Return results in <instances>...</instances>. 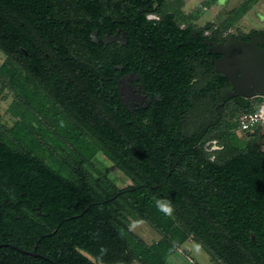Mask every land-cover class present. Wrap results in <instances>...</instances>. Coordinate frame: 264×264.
<instances>
[{"label":"flooded vegetation","instance_id":"obj_1","mask_svg":"<svg viewBox=\"0 0 264 264\" xmlns=\"http://www.w3.org/2000/svg\"><path fill=\"white\" fill-rule=\"evenodd\" d=\"M185 1H27L31 18L20 23L19 34L13 32L18 44L11 56L0 48V67L10 63L33 93L12 89L17 102L13 125H27L28 137L38 142L33 146L46 152L49 164H58L67 188L58 197L51 194L52 200L90 206L98 202L99 192L110 200L129 189L131 179L105 152L115 131L120 142V137L129 140L162 126L176 127L182 131L180 146L198 147L200 156L213 162L225 147L217 138H206L257 103L258 96L243 99L227 75L216 70L223 52L215 46L237 39L264 47V15L257 12V26L244 30L239 7L227 13L226 0H199L197 12L187 9ZM85 125L111 134L94 137ZM114 170L129 183L117 185L108 175ZM101 175L116 185L117 195L100 186ZM41 205L28 198H5L0 220L14 217L18 223L28 221L29 227L48 229L52 225ZM246 253L237 264L247 258L264 264V246Z\"/></svg>","mask_w":264,"mask_h":264},{"label":"trees","instance_id":"obj_2","mask_svg":"<svg viewBox=\"0 0 264 264\" xmlns=\"http://www.w3.org/2000/svg\"><path fill=\"white\" fill-rule=\"evenodd\" d=\"M27 1L0 0V48L10 56L17 43L13 32L19 34L23 29L20 23L31 18ZM246 5L244 2L242 6ZM243 7L237 10L239 16L244 13ZM1 76L11 89L27 94L10 63L0 67ZM3 87L0 80V96ZM249 110L253 107L241 112ZM17 125L19 136L30 134L25 124L13 125L11 130ZM84 128L94 137L111 134L103 132L102 127ZM259 131L240 139L236 136V120L220 127L206 138H217L225 147L224 156H217L213 162L201 157L198 147L180 146L182 131L176 127L162 126L156 133L132 135L129 140L120 137V142L115 131L105 142L106 146L111 144L105 152L132 184L119 192L123 195L110 200L99 192L98 202L86 210L85 204L69 205L51 199V194L58 197L56 194L64 193L67 186L61 171L56 170L58 164H49L45 156L32 155L28 145H37V141L28 137L26 145L11 131L10 140L0 132V201H42L41 210L52 225L39 230L29 227L28 221L18 223L14 217H5L0 220V244L35 250L55 264H165L191 237L216 256L219 264H237L250 247L264 246V150L259 149L256 138ZM32 158L33 181L28 178ZM99 183L107 186L106 192L117 195L116 185L103 175ZM158 202L165 207L170 203L171 214L161 211ZM129 220L145 221L158 231L160 239L147 244L129 229ZM244 262L258 264L251 258ZM0 264L52 263L2 246Z\"/></svg>","mask_w":264,"mask_h":264},{"label":"rangeland","instance_id":"obj_3","mask_svg":"<svg viewBox=\"0 0 264 264\" xmlns=\"http://www.w3.org/2000/svg\"><path fill=\"white\" fill-rule=\"evenodd\" d=\"M247 2L248 5L246 7H243V3ZM226 11L227 13L231 11L235 7H239L241 9L243 7L244 13L241 15L240 24L245 28L244 30H247L248 28L256 27V21L257 20V12H260L264 15V0H259L257 3L252 2V0H226ZM199 0H186L185 5L187 9H191L194 12L199 11ZM215 9H218V7H215L212 3V9L211 11H215ZM260 19H262L260 17ZM264 20V19H263ZM2 57L0 56V63H1ZM4 86L1 92L0 96V132L2 136L5 138L12 139V136L8 135L10 134V131L13 136L20 137V140H22L23 143L26 145L28 144V136H19V127L16 126L15 129H12L14 117L13 111L15 107L17 106L16 99L13 96L12 89L5 84V80H3ZM31 95L33 96V93L31 90L27 91L26 96ZM39 100H35L34 102H38ZM19 107L21 105L19 104ZM234 120L227 121L226 124L232 123ZM239 135L238 138L244 139V137L241 133H236ZM9 137V138H8ZM256 138L258 140V145L260 150H264V131H259V133L256 135ZM13 141V140H12ZM240 146V144H239ZM30 148L32 151L38 154L40 157H44L46 155V152L43 150H38L39 147L31 146ZM225 150H220L216 156H224ZM114 174H108L112 180H114L117 185L123 187L127 185L129 182L127 181L126 177L117 172L116 170L113 171ZM128 227L133 231L136 235H138L143 241H145L147 244H150L156 240L160 239V234L158 231H156L152 226H150L148 223H146L143 220H129L128 221ZM206 249H204L199 243H197L195 240H193L191 237L187 238V240L179 245L174 253L170 255L166 261L165 264H219V262L211 257ZM136 264V263H133Z\"/></svg>","mask_w":264,"mask_h":264},{"label":"water","instance_id":"obj_4","mask_svg":"<svg viewBox=\"0 0 264 264\" xmlns=\"http://www.w3.org/2000/svg\"><path fill=\"white\" fill-rule=\"evenodd\" d=\"M215 50L223 52V57L216 61V70L227 75L238 95L243 99L264 96V47H260L254 40L234 39L228 40L226 44L216 45ZM88 208L89 206L85 210ZM2 246L13 247L24 254L40 257L55 264L35 250L26 251L11 243H2L0 247Z\"/></svg>","mask_w":264,"mask_h":264},{"label":"built area","instance_id":"obj_5","mask_svg":"<svg viewBox=\"0 0 264 264\" xmlns=\"http://www.w3.org/2000/svg\"><path fill=\"white\" fill-rule=\"evenodd\" d=\"M264 131V96L258 95L253 110L243 111L236 118V131L247 135L256 129Z\"/></svg>","mask_w":264,"mask_h":264},{"label":"clouds","instance_id":"obj_6","mask_svg":"<svg viewBox=\"0 0 264 264\" xmlns=\"http://www.w3.org/2000/svg\"><path fill=\"white\" fill-rule=\"evenodd\" d=\"M157 207L161 210L164 211L166 214H171V212L173 211L170 203L168 204V206H161L160 203H157Z\"/></svg>","mask_w":264,"mask_h":264}]
</instances>
